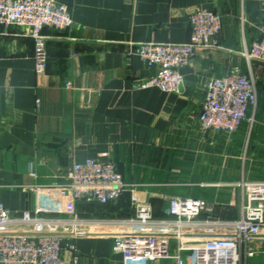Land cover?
<instances>
[{
	"label": "crops",
	"instance_id": "obj_1",
	"mask_svg": "<svg viewBox=\"0 0 264 264\" xmlns=\"http://www.w3.org/2000/svg\"><path fill=\"white\" fill-rule=\"evenodd\" d=\"M60 1L73 25L44 30L45 74L35 72L34 40L0 25V200L13 211L132 217L135 193L161 218L170 198L181 196L214 203L217 221L239 219L243 190L237 182L264 180V63L245 55L261 34L264 0ZM200 7L212 8L223 21L220 48L198 50L179 69L177 92L137 86L154 70L134 45L189 41L188 18ZM233 66L256 81L258 103L248 112L253 121L232 133L204 130L198 121L204 85ZM107 151L130 189L106 204L61 195L56 184L75 161ZM73 241L78 251L67 250L69 260L77 255L78 264H124L109 236ZM178 243L171 241L172 254ZM182 256L192 263L195 251Z\"/></svg>",
	"mask_w": 264,
	"mask_h": 264
},
{
	"label": "built area",
	"instance_id": "obj_2",
	"mask_svg": "<svg viewBox=\"0 0 264 264\" xmlns=\"http://www.w3.org/2000/svg\"><path fill=\"white\" fill-rule=\"evenodd\" d=\"M188 24L191 33L187 42L134 45L133 52L154 70L137 86L177 92L183 84L179 69L190 64L198 50L220 48L223 21L212 8H197L189 15ZM0 25L5 30L17 27L21 34L34 40L35 72L42 75L47 70L44 30H66L73 25V18L68 5L60 0H0ZM245 55L249 61L264 63V25ZM204 88L198 115L202 129L232 133L245 120L253 121L248 112L258 103L257 84L239 66L209 78ZM56 185L62 196L103 204L117 200L130 189L112 160L111 151L102 157L75 161L65 181ZM237 185L243 190L242 214L229 221L213 219L216 205L193 197H171L161 218L154 217L152 206L135 193L131 196L135 211L132 217H85L75 211L64 215L13 211L0 200V264H78L79 256L69 260L65 252H77L73 239L86 234L111 237L124 264L164 258H172L176 264H257L254 259L261 251L253 243L254 239H264V180L242 179ZM205 213L209 218L202 219ZM173 239L179 242L176 254L171 253ZM185 250L195 251L194 262L183 258Z\"/></svg>",
	"mask_w": 264,
	"mask_h": 264
},
{
	"label": "rangeland",
	"instance_id": "obj_3",
	"mask_svg": "<svg viewBox=\"0 0 264 264\" xmlns=\"http://www.w3.org/2000/svg\"><path fill=\"white\" fill-rule=\"evenodd\" d=\"M247 180H261V179H247ZM254 244H256L254 246H256L257 248L260 247L259 249L261 251V253L254 260L261 261V262L264 261V243L260 242V240L258 239H254Z\"/></svg>",
	"mask_w": 264,
	"mask_h": 264
}]
</instances>
